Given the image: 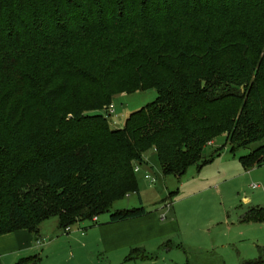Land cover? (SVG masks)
<instances>
[{
    "label": "trees",
    "instance_id": "obj_1",
    "mask_svg": "<svg viewBox=\"0 0 264 264\" xmlns=\"http://www.w3.org/2000/svg\"><path fill=\"white\" fill-rule=\"evenodd\" d=\"M150 90L112 128L115 97ZM220 136L233 154L264 140V0H0V237H39L52 217L61 229L145 217L111 213L139 194L144 153L181 178L219 156L203 162ZM258 160L264 143L240 158ZM259 252L241 264H264ZM151 259L137 248L126 261Z\"/></svg>",
    "mask_w": 264,
    "mask_h": 264
},
{
    "label": "rangeland",
    "instance_id": "obj_2",
    "mask_svg": "<svg viewBox=\"0 0 264 264\" xmlns=\"http://www.w3.org/2000/svg\"><path fill=\"white\" fill-rule=\"evenodd\" d=\"M157 98L155 90L118 94L108 111L112 128H120L128 116ZM104 114V113H102ZM264 143L231 153L226 136L210 142L197 163L181 178L162 174L154 149L144 153L150 168L137 173L139 194L127 193L111 208L133 210L143 207L148 215L129 222L126 242L100 228L110 224V215L94 217L60 228L58 217L41 224L38 237L25 231L15 236L16 246L0 247V264H241L253 261L264 249V160L245 169L241 157ZM207 158V159H206ZM261 164V165H257ZM147 172L153 179L144 178ZM155 180V181H154ZM174 193L173 198L169 195ZM99 223H96V219ZM110 226V225H108ZM70 228V230H69ZM69 230V231H68ZM116 242L115 247L112 242ZM143 249L151 260L126 261L133 249ZM140 256V254H139ZM32 258V260H31Z\"/></svg>",
    "mask_w": 264,
    "mask_h": 264
},
{
    "label": "crops",
    "instance_id": "obj_3",
    "mask_svg": "<svg viewBox=\"0 0 264 264\" xmlns=\"http://www.w3.org/2000/svg\"><path fill=\"white\" fill-rule=\"evenodd\" d=\"M122 128V127H120ZM146 168V167H144ZM142 172V171H141ZM147 174V172L144 173V176ZM138 220V219H137ZM132 221H136V219L133 220H129V221H125V222H121V223H117V224H108L110 226H103L100 228V232L103 234L104 232H108L109 235H111V233L115 234V238L119 240L120 242V246L122 249H126L128 247V243L126 242V236L128 235V230L129 228L132 227L131 224H128L129 222ZM96 223H99V219L97 218ZM19 233H22V231L19 232H15L12 234H8V235H4L0 237V247H12V246H16L15 242H17L18 240L15 239L16 235H19ZM25 233H29L28 231H25ZM30 237H32V240L36 237L31 236V234H28ZM39 237H42V235H40ZM114 245L115 247L117 246L116 242H112L111 245Z\"/></svg>",
    "mask_w": 264,
    "mask_h": 264
},
{
    "label": "built area",
    "instance_id": "obj_4",
    "mask_svg": "<svg viewBox=\"0 0 264 264\" xmlns=\"http://www.w3.org/2000/svg\"><path fill=\"white\" fill-rule=\"evenodd\" d=\"M142 170H141V168H140V166H136L135 167V172L136 173H140ZM144 178L146 179V180H148L149 182H152V177L147 173L145 176H144ZM155 181V180H154ZM152 183H154V182H152ZM97 220V219H96ZM69 230H70V228H69ZM68 230V231H69Z\"/></svg>",
    "mask_w": 264,
    "mask_h": 264
}]
</instances>
